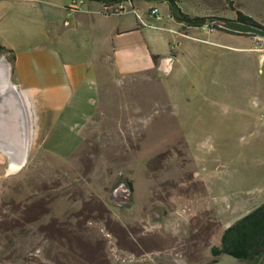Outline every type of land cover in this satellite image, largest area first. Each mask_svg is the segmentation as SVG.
Listing matches in <instances>:
<instances>
[{
    "label": "rangeland",
    "instance_id": "1",
    "mask_svg": "<svg viewBox=\"0 0 264 264\" xmlns=\"http://www.w3.org/2000/svg\"><path fill=\"white\" fill-rule=\"evenodd\" d=\"M176 1L192 19L234 20L241 11L264 26V0ZM134 3L155 27L141 29L185 61L129 80L115 70L70 159L34 152L17 173L0 168V264H251L211 249L264 203V43L177 38L165 31L181 26L169 2ZM64 15L60 49L77 61L113 52L93 21L138 22Z\"/></svg>",
    "mask_w": 264,
    "mask_h": 264
},
{
    "label": "crops",
    "instance_id": "2",
    "mask_svg": "<svg viewBox=\"0 0 264 264\" xmlns=\"http://www.w3.org/2000/svg\"><path fill=\"white\" fill-rule=\"evenodd\" d=\"M90 1V10H70L67 0H0V45L11 51L0 57V93H14L22 107L21 122L15 124L6 103L5 121L0 124V168L8 170L11 159L26 165L35 158L34 152L60 161L70 159L84 145L101 105L102 85L115 70L129 80L136 75L170 72L175 65L179 68V61H185L184 53L179 57L175 51L170 53L165 38L149 35L139 21L128 25L93 21L92 26L105 38L103 46L112 41V54L86 61L64 56L61 17L66 10L100 15L101 2ZM201 27L181 23L180 28L171 26L165 31L186 32L189 38L205 34L239 44L244 37L252 40V36ZM185 52L189 54L187 48ZM6 80L13 90H3Z\"/></svg>",
    "mask_w": 264,
    "mask_h": 264
},
{
    "label": "trees",
    "instance_id": "3",
    "mask_svg": "<svg viewBox=\"0 0 264 264\" xmlns=\"http://www.w3.org/2000/svg\"><path fill=\"white\" fill-rule=\"evenodd\" d=\"M103 1V0H94ZM169 2L174 17L190 18L183 13L176 0H166ZM234 0H229L233 4ZM200 18H194L197 20ZM237 20L254 24L264 28L262 24L253 18L245 15L241 11H237ZM188 26V25H187ZM201 27V26H198ZM210 29L234 34L220 29L217 26H209ZM239 35V34H236ZM249 36V35H247ZM11 52L7 48L0 45V57L6 53ZM154 59H156L154 57ZM127 188L133 191L132 182H127ZM211 253L214 257L228 255L237 261L247 263H257L264 259V203L248 214L237 220L231 226L224 230L221 237V244L219 247H212Z\"/></svg>",
    "mask_w": 264,
    "mask_h": 264
},
{
    "label": "water",
    "instance_id": "4",
    "mask_svg": "<svg viewBox=\"0 0 264 264\" xmlns=\"http://www.w3.org/2000/svg\"><path fill=\"white\" fill-rule=\"evenodd\" d=\"M174 18L177 22L189 26H205V27L217 26L222 30L234 34L257 37L261 42L264 43V28L254 24H249L247 22H242L237 19L228 20L220 17H213L209 19L204 18L197 20L183 18V17H174ZM6 103L9 106L8 107L9 110L12 111L11 119L15 121V124L20 123L21 113H22L21 103L14 93L5 92L4 94L0 93V124H2L5 121V114H7Z\"/></svg>",
    "mask_w": 264,
    "mask_h": 264
},
{
    "label": "built area",
    "instance_id": "5",
    "mask_svg": "<svg viewBox=\"0 0 264 264\" xmlns=\"http://www.w3.org/2000/svg\"><path fill=\"white\" fill-rule=\"evenodd\" d=\"M134 2L135 0H103L101 1L102 8L98 13L103 16H123L126 14H133L136 16L137 20L139 21V24L142 27L154 29L155 28L154 26L147 24L142 19L141 11H140L141 9L135 7ZM80 4L82 5L83 2H81ZM79 6H80L79 3L73 2L69 5L68 9L78 10L80 8ZM150 15L156 18L157 20L160 19L158 16L157 9L151 10ZM173 33L180 37L189 38L186 32H173Z\"/></svg>",
    "mask_w": 264,
    "mask_h": 264
},
{
    "label": "bare ground",
    "instance_id": "6",
    "mask_svg": "<svg viewBox=\"0 0 264 264\" xmlns=\"http://www.w3.org/2000/svg\"><path fill=\"white\" fill-rule=\"evenodd\" d=\"M9 89H12L13 90V86L10 84L9 81L6 80V81L3 82V90H9ZM24 164H25L24 162L23 163H21V162L19 163V162H15V161H13L11 159L10 160L9 167H8V173H11L12 174V173L19 172L22 169V167H23Z\"/></svg>",
    "mask_w": 264,
    "mask_h": 264
}]
</instances>
